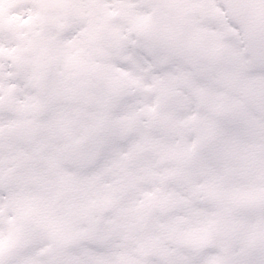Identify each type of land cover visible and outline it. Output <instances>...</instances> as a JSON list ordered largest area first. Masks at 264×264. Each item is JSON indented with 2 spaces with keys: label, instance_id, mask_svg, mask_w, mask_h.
Returning <instances> with one entry per match:
<instances>
[{
  "label": "snow or ice",
  "instance_id": "snow-or-ice-1",
  "mask_svg": "<svg viewBox=\"0 0 264 264\" xmlns=\"http://www.w3.org/2000/svg\"><path fill=\"white\" fill-rule=\"evenodd\" d=\"M0 264H264V0H0Z\"/></svg>",
  "mask_w": 264,
  "mask_h": 264
}]
</instances>
